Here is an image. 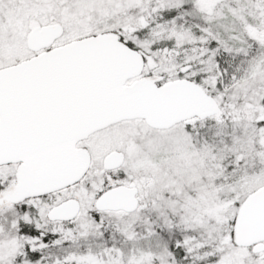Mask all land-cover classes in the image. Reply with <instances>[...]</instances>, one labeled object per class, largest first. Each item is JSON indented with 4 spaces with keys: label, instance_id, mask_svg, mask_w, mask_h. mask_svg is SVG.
<instances>
[{
    "label": "snow or ice",
    "instance_id": "1",
    "mask_svg": "<svg viewBox=\"0 0 264 264\" xmlns=\"http://www.w3.org/2000/svg\"><path fill=\"white\" fill-rule=\"evenodd\" d=\"M0 264H264V0H0Z\"/></svg>",
    "mask_w": 264,
    "mask_h": 264
}]
</instances>
